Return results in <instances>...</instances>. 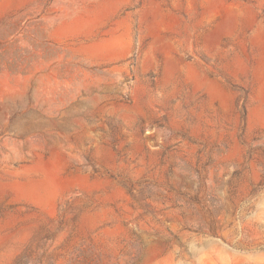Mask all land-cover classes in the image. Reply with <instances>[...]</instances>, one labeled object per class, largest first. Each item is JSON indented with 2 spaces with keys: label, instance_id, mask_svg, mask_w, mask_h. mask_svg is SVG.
I'll return each mask as SVG.
<instances>
[{
  "label": "rangeland",
  "instance_id": "rangeland-1",
  "mask_svg": "<svg viewBox=\"0 0 264 264\" xmlns=\"http://www.w3.org/2000/svg\"><path fill=\"white\" fill-rule=\"evenodd\" d=\"M0 264H264V0H0Z\"/></svg>",
  "mask_w": 264,
  "mask_h": 264
}]
</instances>
